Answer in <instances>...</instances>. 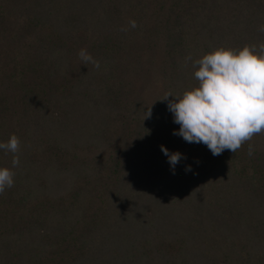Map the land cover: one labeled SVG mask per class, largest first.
<instances>
[{"label":"trees","instance_id":"1","mask_svg":"<svg viewBox=\"0 0 264 264\" xmlns=\"http://www.w3.org/2000/svg\"><path fill=\"white\" fill-rule=\"evenodd\" d=\"M262 25L264 0H0V264H264V135L214 156L164 99Z\"/></svg>","mask_w":264,"mask_h":264},{"label":"clouds","instance_id":"2","mask_svg":"<svg viewBox=\"0 0 264 264\" xmlns=\"http://www.w3.org/2000/svg\"><path fill=\"white\" fill-rule=\"evenodd\" d=\"M137 26L135 20L129 21L130 28ZM259 30L264 32V25ZM78 55L85 65L92 63L100 67L99 61L86 49H81ZM193 66L197 68L194 77L198 85L182 95L169 93L164 98H175L168 102L174 123L180 125L174 135L189 143L205 144L214 156L225 150L236 153L253 137L264 135V43L259 47L245 45L241 49L221 46L196 59ZM145 114L146 118L151 116L150 107ZM20 146L16 134L0 142V150L13 154L12 168L0 167V194L14 186L13 169L20 164L17 155ZM161 150L174 171L184 157L163 145ZM248 154H253L251 145ZM190 170L189 166L186 171Z\"/></svg>","mask_w":264,"mask_h":264}]
</instances>
